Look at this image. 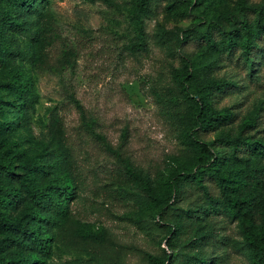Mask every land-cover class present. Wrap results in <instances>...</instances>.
<instances>
[{
	"label": "rangeland",
	"instance_id": "obj_1",
	"mask_svg": "<svg viewBox=\"0 0 264 264\" xmlns=\"http://www.w3.org/2000/svg\"><path fill=\"white\" fill-rule=\"evenodd\" d=\"M170 1L149 0L140 13L147 47L131 49L141 40L135 19L141 0H34L26 11L17 0H0V170L9 172L4 182L12 188L0 193V212L10 219L0 218V264H148V254L164 250L186 264L202 247L213 264H264V206L249 226L226 197H208L187 177L234 163V147L223 138L238 135L246 118L259 117L264 127V52L213 71L232 85L211 107L232 116L200 138L186 92L191 98L202 92L190 78L184 92L175 77L182 60L198 65L202 51L183 52L177 39L227 12L240 16V0H192L187 15L169 12ZM22 73L31 79L27 89L16 86ZM82 118L114 149L80 128ZM186 131L209 146L210 163L185 140ZM178 168L188 174L172 178ZM69 179L77 195L66 214L32 200ZM146 183L157 192L171 189L177 201L160 211ZM254 193L264 200L260 189ZM180 225L185 238L177 235ZM35 233L46 250L33 248Z\"/></svg>",
	"mask_w": 264,
	"mask_h": 264
},
{
	"label": "trees",
	"instance_id": "obj_2",
	"mask_svg": "<svg viewBox=\"0 0 264 264\" xmlns=\"http://www.w3.org/2000/svg\"><path fill=\"white\" fill-rule=\"evenodd\" d=\"M249 1L240 0L238 4L240 16L230 11L223 16H219L206 26L200 27L195 25L193 28L185 29L178 36L177 42L183 52H188L191 49L202 51L201 60L198 65L193 64L188 59L182 60L179 72L175 77L177 82L183 85L182 90L184 92L187 90L184 87V81L189 78L199 88L198 93L202 92L200 97L194 98H191L186 92V97L193 101L194 107L190 120L194 125H199L196 133L200 138L205 136L204 132L211 129L216 122H225L232 116L228 109L218 110L211 107V102L218 98L222 92H226L232 85L226 78L213 75V71L226 60L246 65L264 52V0L260 2ZM33 2L34 0H17V4L23 11L29 9ZM191 4L192 0H171L167 5V9L169 12L175 14L187 15L191 11ZM148 9L149 0H141L140 6L135 10V19L141 40L133 44L130 47L131 49L134 47L140 49L147 47V40L143 37V30L141 28L140 13L146 12ZM10 33L8 34L9 38ZM39 48L42 50V43H40ZM30 83L31 79L25 73H22L20 79L16 81V86L27 89ZM80 128H86V130L90 131L109 150L114 149L106 137L97 132L90 125L89 121L82 118ZM253 131L255 132L252 133ZM256 132L264 133V127H262L259 117L246 118L243 128L238 135L229 134L223 138L224 142H228V144L234 147L232 151L234 163L225 162V164L217 168L212 169L208 167L200 173L191 172L190 174L185 169L178 168L174 172V175H172V178L177 175L188 174L187 177L191 176L192 180H197L198 186L206 192L208 197L218 194L226 197L230 202L229 207L233 211L236 210L235 212L243 215L249 226H254L258 220L256 212L264 206L263 198H260L259 194L254 193L256 192V188L264 193V167L261 166V163L264 161V137L258 138ZM185 134V140L194 146L201 147L204 152L202 153L204 159L210 163V158L208 157H212L213 153L209 146L207 144L201 145L199 140L194 139V135L190 131H186ZM215 156L218 160V156ZM243 157L247 158L246 165L240 163ZM8 177H10L9 172L3 169L0 170V193L3 195L11 194V186H8L4 182L5 178ZM242 177H244V182H241ZM209 178L216 182L218 190H216L215 186L207 185ZM249 186L253 187L254 190L246 193L244 189ZM144 190L150 200L157 204L160 211L167 209L177 201L171 189L157 192L151 184L146 183ZM76 195L73 180L69 179L65 186L51 185L46 190L36 192L32 196V200L41 209L55 208L60 214H66L70 207V200L75 198ZM0 218L4 222L10 221L7 214L3 212H0ZM177 230V235L181 238L187 236L186 226L180 225ZM79 232L86 236H97V234L91 231L88 232L84 228H81ZM168 242L171 244V239H168ZM31 243L36 250L43 251L47 249L46 240L37 233L32 235ZM164 252V255L148 254V264H175L178 260L184 264V256L172 257L170 254H167L166 250ZM211 255L212 252L202 247L200 255L195 257L194 261H189L186 264H213ZM9 264L30 263L28 261H15Z\"/></svg>",
	"mask_w": 264,
	"mask_h": 264
}]
</instances>
